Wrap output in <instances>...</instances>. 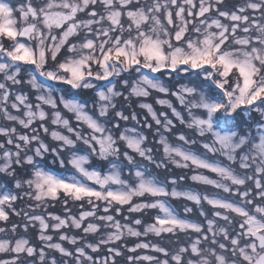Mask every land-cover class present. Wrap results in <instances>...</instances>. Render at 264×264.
Wrapping results in <instances>:
<instances>
[{
    "label": "snow or ice",
    "instance_id": "1",
    "mask_svg": "<svg viewBox=\"0 0 264 264\" xmlns=\"http://www.w3.org/2000/svg\"><path fill=\"white\" fill-rule=\"evenodd\" d=\"M223 3L224 0H151V3L148 0H47L36 7L32 0H27L14 8L6 0H0V74L3 76L0 113L23 129H31L29 135L18 133L15 127H0V136L7 138L0 143L3 150L0 173L14 177L13 165L28 166L29 178L16 179L15 188L22 189L26 185L29 191L24 192V196L38 202L36 208L48 199L57 200L60 191L74 201L86 200L91 206L78 216L66 208L64 217L49 213L47 219L44 215L25 212L24 231L38 222L43 246H32L24 237L14 242L0 239V253L13 254L11 259L0 260V264H117L116 257L122 255L117 247H107L108 254L103 257L93 256L88 250L99 253L102 247L123 241L125 236H175L177 232L196 235L174 252L155 243L138 242L128 251L150 249L165 258L130 255L128 264L140 261L148 264H264V0H247L231 12L221 9ZM97 5L101 10H97ZM249 11L252 15L247 14ZM16 12L21 27L16 26ZM80 13H86V18L78 19ZM190 25L196 34L194 37L186 35ZM54 30H58V34ZM238 31L243 35H237ZM75 37L79 39L73 41ZM19 38H26L28 42H21ZM4 40L11 42L10 47H5ZM229 40L237 47L226 48ZM22 72L28 76L26 81L21 77ZM185 79L187 83L182 82ZM170 81L176 84L170 86ZM50 82L65 85L69 91L91 90L93 109H88L87 102L64 94L55 97L56 89ZM22 83H27L37 93V103H30L26 94L17 93L11 108L21 112L22 106L23 114L13 115L8 111L12 96L10 85ZM122 89L127 90V95ZM152 92L161 94L163 98L158 97L155 103L170 110L171 117L181 125L200 138H210L211 142L201 145L206 152L225 157L229 164L210 162L189 149L169 143L164 133H171L176 126L169 112H157L153 104L140 100L148 98ZM169 96L175 97L189 119L166 98ZM132 97L140 101L139 108L146 111L156 126L162 160H157L153 149L147 147L146 134L135 127L120 131V121L140 123L136 112L126 114L117 107L121 99L126 103ZM45 106L52 110L50 114ZM60 106L72 114L76 126L62 113ZM194 109L198 112L194 113ZM253 113L259 115V120H254ZM49 118L56 126L51 131L46 126ZM37 121L39 127H32ZM109 124L111 129L117 130L116 134ZM81 126L88 131H81ZM143 126L153 128L147 119ZM60 128L68 134L56 130ZM41 130L57 142L55 147L41 138ZM176 138L189 145L197 142L184 133ZM5 144L12 145L15 151ZM79 144L89 151L79 154ZM65 151L70 153L67 163L82 179L76 175L58 176L43 166L46 155L52 154L63 167L65 161L61 154ZM91 157L105 161L108 170L86 167ZM165 161L179 168L193 167L215 173L219 179L199 173L190 179L236 195L241 203L206 194L201 196L191 190L178 191L176 187L169 190L168 185L175 186L176 179L166 178L161 182L147 167L166 168ZM232 164L242 171L234 170ZM125 168L129 179L123 178ZM231 186H236L235 191ZM145 196L152 199L133 202L134 198ZM18 198L21 197L0 185V221L9 220L6 209L21 215L13 207ZM169 198H183L196 206L204 201L212 206L213 216L225 224L218 226L216 220L206 219L205 230L201 223L186 218L193 208L185 206V218H182ZM97 202L103 204V215H97L100 208ZM64 203L67 205L68 201ZM124 206L128 213L157 210L154 222L145 224L143 231L131 224H122L111 213L114 210L120 215ZM247 206H252V210ZM228 213L241 218L235 235L228 227L233 223ZM199 215L206 216L202 208ZM49 220L54 223L49 224ZM85 221H88L86 226ZM142 223L141 219L132 221L137 226ZM70 227L82 230L84 235L78 238L60 231ZM101 227L111 231L101 233ZM49 228L60 232L59 241L76 247L69 250L62 243L53 242ZM16 229L17 225H13L11 231L15 233ZM5 231L0 227V233ZM97 234L100 235L96 242L85 241L80 245L88 235ZM45 249L58 253L61 259L50 256Z\"/></svg>",
    "mask_w": 264,
    "mask_h": 264
},
{
    "label": "rangeland",
    "instance_id": "2",
    "mask_svg": "<svg viewBox=\"0 0 264 264\" xmlns=\"http://www.w3.org/2000/svg\"><path fill=\"white\" fill-rule=\"evenodd\" d=\"M245 3H247V0H224V3L222 4V5H226V6H235V9H237L239 6H243ZM247 14H249V15H252V13H251V11H249V13H247ZM258 15V14H257ZM222 19V22H224V23H228V21H226V20H223V18H221ZM195 34V33H194ZM196 35V34H195ZM194 35V36H195ZM237 35H243V33H241V32H239L238 31V33H237ZM253 35H255V33H253ZM193 36V37H194ZM225 47L226 48H236L237 46L235 45V44H233L232 42H231V40H229L228 41V43L225 45ZM17 93H21V92H15L14 93V95H12L11 97H10V99H9V102H8V111L10 112V113H12L13 115H20V116H22V114H23V108H22V106H21V112H17L15 109H12L11 108V103L13 102V100H14V97H15V95L17 94ZM23 94H26L28 97H29V102L30 103H33V104H35V103H37V101H36V99H35V97H36V95H37V93H35V95H33V96H31V95H29L28 93H25V92H22ZM125 95H127V90L125 91ZM151 96H156L155 97V99L153 98V100L154 101H156V99L158 98V97H160V98H163V97H161V94H159V93H156V92H152V94L148 97V98H150ZM166 98H168V99H170V100H172V102H173V104H174V106L175 107H177V109L178 110H180V108H181V106L179 105V102L178 101H176V99H175V97H171V96H169V97H166ZM122 100V99H121ZM120 100V101H121ZM140 100H142L143 102H147V103H151V104H153L152 103V101H147L145 98H140ZM118 102V104H117V107L118 108H120V109H122V110H124L125 111V113L126 114H128V113H131V112H136L137 111V109H139V110H141V114L138 116V119L140 120V123H144V121H145V119H147V121L148 122H151L152 124H153V128L152 129H148V128H145V129H147L150 133H151V141L153 142V145L155 146V148H154V151H155V154H154V151H153V156L157 159V160H162L163 159V153H162V147L157 143V141L159 140V136L158 135H155V130H156V126H155V124H154V122H152L151 121V117L150 116H147V114H146V111L145 110H143V109H141V108H139V106H138V103L140 102V101H138V99L136 98V97H132L131 99H130V101H128V102ZM133 102H135V107H131L132 105H131V103H133ZM177 104V105H176ZM155 105L157 106V107H154V105H153V107L157 110V112H159V111H168L169 112V116H170V118H172L173 119V122H174V124L176 125L175 126V128L173 129V131L171 132V133H164V135H166L167 137H168V140H169V143H171V144H173L174 146H176V145H179V146H182V147H184L185 149H189V150H191L192 152H195L197 155H200L201 157H204V158H206V159H208L210 162H218V163H220V164H222V165H228L229 164V162L226 160V158L225 157H223V156H220L219 154H212V153H208V152H206V150L205 149H203V147L201 146L202 145V143H204V142H211L210 141V138L209 137H204V138H200V137H198V136H196L195 134H194V132L192 131V130H190V129H187L186 127H185V125H181L180 123H179V121H177L174 117H171V113H170V110H168V109H157L158 107L159 108H162L160 105H158V104H156L155 103ZM135 108V109H134ZM137 108V109H136ZM45 109H46V111H48L49 112V114L51 113V109H48L47 108V106H45ZM182 109V108H181ZM60 110L62 111V113L68 118V116H69V118H71L73 121H75L74 120V118L72 117V114L71 113H67L65 110H63V108H62V106H60ZM128 110V111H127ZM138 110V111H139ZM182 112H185V114L184 113H182L184 116H185V119L187 120V119H189V117H188V114H187V111L186 110H181ZM193 112L194 113H197L198 112V110H193ZM137 113V112H136ZM1 117H2V119L4 120V124L3 125H1V123H0V127H9V128H11V127H15L16 129H17V132L18 133H22L23 131L22 130H27V129H23L18 123H16V122H12V121H8V120H6V119H4V117H3V114L1 113ZM111 118V117H110ZM257 118V120H259V115H258V117H256ZM0 121H1V118H0ZM76 122V121H75ZM133 122H135V121H133ZM39 121H37L36 123H34L33 124V126L32 127H34V128H38L39 127ZM137 123V122H136ZM46 126L49 128V130L51 131V130H53V129H55L56 128V126H54V125H52L51 123H50V118H49V120L46 122ZM125 127H128V128H132L131 126H129L128 124H127V122H123V121H120V131H122ZM110 129H111V127H110ZM56 130H59V131H62V132H64L65 134H68L67 132H66V130H64V129H62V128H60V129H56ZM112 131H113V133L114 134H116L117 133V130L116 129H111ZM81 131H83V132H87L88 130L86 129V127L85 126H81ZM162 131V130H161ZM29 132L31 133V129H29ZM180 133H184L186 136H188L190 139H195L197 142H196V144H194V145H189V144H184L182 141H179V140H177V136L180 134ZM40 135H41V138L46 142V143H48V144H52V146L53 145H56L57 144V142L56 141H53L52 140V138H51V136L50 135H46V134H44L43 133V131L41 130L40 131ZM253 135H254V132H253ZM6 138V137H5ZM7 139V138H6ZM13 139H15V137H13ZM18 142V141H17ZM81 145L82 144H79L78 145V148L80 149L81 148ZM83 147H84V153H86L87 151H89L84 145H82ZM122 147V151L124 150L123 149V146H121ZM150 148H151V146H149ZM14 151H15V149H14ZM67 152V151H66ZM28 154H31V152H29ZM158 157V158H157ZM61 158H63L64 159V161L66 162L64 165H66V164H68L67 163V161H68V159L70 158V153H68L67 154V156L64 154V153H62L61 154ZM95 159V160H99L98 158H96V157H91V159ZM91 159H90V162H91ZM137 159L139 160V157H137ZM57 161H58V163H59V160L57 159ZM99 161H101V160H99ZM103 162V164L104 163H106L105 161H102ZM3 163V161L2 160H0V164H2ZM141 163H144V164H147V162H143V161H141ZM165 163L167 164V167L166 168H160V169H157V168H155L153 165H147V167L149 168V170L151 171V173L153 174V175H155L161 182H163V180H162V178L163 177H165V178H167V179H176V181H177V183H176V185L175 186H173V185H169L168 187H169V190H171V188L172 187H176V189L178 190V191H187V190H191L192 192H194V193H198V194H200L201 196H203V195H208L209 197H213V198H222V199H226V200H229V201H231V202H234V203H241V201H240V198L238 197V196H236V195H232L231 193H226V192H224L222 189H218V188H215L214 186H211V185H205V184H203V183H199V182H194V181H192L191 179H190V177L193 175V174H197V173H199V174H203V175H205V176H208L209 178H212V179H219V177L215 174V173H212V172H210V171H208V170H206V169H195V168H193V167H190V168H187V169H185V168H179V167H176L175 165H173V164H171V163H168L167 161H165ZM90 164V163H89ZM89 164L88 165H86V167H88L89 166ZM71 168H72V166L70 165V164H68ZM27 167L28 166H24L23 168H22V170H23V172L24 171H26L27 170ZM231 167L234 169V170H236L237 172H241L242 170H240L239 168H238V165H236V164H232L231 165ZM167 168H170V170L169 169H167ZM73 169V168H72ZM172 169L173 170H175V171H180L181 173H180V175H181V177H183V179H181V177L179 178V179H177V178H174L173 177V175H174V173H173V171H172ZM74 170V169H73ZM108 170V165L106 166V169H105V171H107ZM161 174V175H160ZM77 175L79 176V174L77 173ZM29 176H30V174H28V176H26L25 177V179L26 178H29ZM64 177H69V176H64ZM78 179H82V177H77ZM123 178L124 179H129V172H128V169L126 168L124 171H123ZM22 181V180H21ZM131 182V181H130ZM224 183H228V184H230V182L229 181H223ZM87 183H89V184H91V182L90 181H88ZM195 185H196V188H197V191L195 192V191H193L192 189H190L189 188V186H192V187H195ZM93 187H98V186H96V185H92ZM249 186H251V182H249ZM25 187L27 188V186L25 185ZM113 187H116V186H113ZM232 188H233V191H235V188H236V186H231ZM13 189L14 190H16L17 188H15V181H14V184H13ZM14 194V193H13ZM60 196H63L64 197V201L65 200H67V201H69V200H72L71 198H69V197H66L64 194H63V192L62 191H60L59 193H58V197H60ZM135 199V198H134ZM174 200V202L176 203V204H178V207L177 208H175L176 209V211H177V213H178V215H180L182 218H185V214L183 213V208L185 207V206H187V207H191V208H193V212L191 213V214H188L187 215V219H189V220H191V221H193V222H198V223H201L203 226H204V228H205V230L207 229V224H206V219H214V220H216V221H223V220H220V219H218V218H216V217H214L213 216V208H212V206L211 205H208L206 202H204V201H202V203H201V205L200 206H196V205H194L192 202H190V201H187V200H185V199H183V198H179V199H173ZM48 202H50V201H53V200H51V199H48L47 200ZM47 201L44 203V204H46L47 203ZM86 201V200H85ZM38 202H36L35 200H32V199H29V203L27 202V205L25 206L27 209H28V211L29 212H27V213H29V215H35L34 213H31V211L33 210V209H35L36 207V204H37ZM87 203V202H86ZM97 203H99L100 204V208H99V210H98V213H97V215H103L104 213H103V204L101 203V202H97ZM44 204H41V205H44ZM63 204L65 205V203L63 202ZM88 204V203H87ZM248 207V206H247ZM178 208H180V211L181 212H179V210H178ZM200 208H202L203 210H204V212L206 213V216H200L199 215V211H200ZM220 211H223V210H220ZM9 213H11V210H9ZM25 213V212H24ZM23 213V214H24ZM14 213L12 212V215H13ZM21 215V216H23V220H24V222L22 223V225L21 226H19V224H17V223H13L12 225H10V226H8V222L6 221H0V227H3V228H5L6 229V231L5 232H3V233H0V239H9V240H11V241H15V239H18V238H21V237H24V238H27V237H25L24 236V233H25V231H24V225H25V223H27V220L25 219V217H24V215ZM130 214H135V213H129V214H126L124 217H130ZM140 214H142V215H145V216H147L148 217V215L150 214L151 215V221H146V224H148V223H152V222H154V216L157 214V210H145L144 212H142V213H140ZM231 217H233V220H237V225H236V228H237V230L236 231H239V227H238V225H239V222H240V217H238V216H236L234 213H228ZM15 215V214H14ZM48 216V215H47ZM15 217H20V215L19 216H17V215H15ZM46 219H47V217H45ZM48 223L49 224H52V223H54L53 221H48ZM95 223H98V224H103V222H101V221H95ZM13 225H17V229H16V232L15 233H13L12 231H11V228H12V226ZM86 226V225H85ZM144 226V225H143ZM143 226H142V231H143ZM29 227H31V228H33V230L34 231H36V239L38 240V241H40L39 240V225H38V222H36V226L35 227H33V226H29ZM21 228V231H19V229ZM230 228V227H229ZM231 229V228H230ZM61 232H64V233H66V234H68V235H74V234H72V233H74V232H76V236L79 238L80 236H83L84 234H83V232H82V230H80L81 232H80V234H78L77 232V229H74V228H67V229H61L60 230ZM108 231V229H105L104 227H101V230H100V232L101 233H104V232H107ZM236 231H232L233 232V235H235L236 234ZM27 232V231H26ZM48 234H50V235H53V242H62V241H59V235H60V232H53L52 231V229L51 228H49V230H48ZM183 234V235H182ZM192 234H194V233H191L190 235L189 234H185V233H181V232H177V234L175 235V236H173V235H171V234H162L160 237H156L154 234H149L148 236H153V237H155V239H160L161 241H162V239L165 237V236H171V238L173 239V243L172 244H174V245H179V246H184V240L183 239H186L187 237H186V235H188V238L190 237V236H192L193 238L192 239H194L195 238V236H193ZM210 235V234H209ZM57 237V239H55L54 240V237ZM148 236H141V237H139V239L137 238V237H135L136 238V240H139L140 242H143L142 241V239H144V238H146V237H148ZM125 237H128V236H125ZM142 238V239H141ZM95 239H96V237H95ZM84 241H87V242H89L87 239H86V237L83 239ZM41 242V241H40ZM64 242H66V241H64ZM66 244H68L67 242H66ZM43 246V244H42V242H41V247ZM69 246H73V245H71V244H69ZM111 245H109V246H107V247H110ZM65 247V246H64ZM65 248H67V247H65ZM141 250H144V252H146V254H141V255H150V253H147V252H150L149 250L150 249H141ZM45 251L46 252H52V251H50V250H48V249H45ZM53 253H55V252H53ZM6 254H11V253H0V256H4V255H6ZM55 254H57V255H59L58 253H55ZM90 254V253H89ZM21 255H23V254H21ZM105 256V255H104ZM8 259H11V257H6V258H4V257H0V260H8ZM67 259H70V258H67ZM134 264H148V262L147 261H140V262H134Z\"/></svg>",
    "mask_w": 264,
    "mask_h": 264
},
{
    "label": "trees",
    "instance_id": "3",
    "mask_svg": "<svg viewBox=\"0 0 264 264\" xmlns=\"http://www.w3.org/2000/svg\"><path fill=\"white\" fill-rule=\"evenodd\" d=\"M6 2H9L14 8H18L20 6L21 3H26L27 0H6ZM47 0H32V4L33 6H36V7H39V6H42L44 3H46ZM148 3H151V0H148ZM97 10H101V6L100 5H97ZM221 9L222 10H226V11H235V6H226V5H220ZM249 13V12H248ZM213 16H215L216 14L213 12L212 13ZM14 16L15 18L17 19L18 23H17V27H21L22 25L19 23V13L16 12L14 13ZM86 18V13H80L78 15V19H84ZM57 32L58 34V30H54ZM188 37H193L195 34L191 31V25L189 26V32L186 34ZM21 40V42H28L26 40V38H19ZM73 41L75 40H78L79 37H75V38H72ZM34 43V42H33ZM4 45L5 47H10L11 45V42L10 41H7V40H4ZM64 54V51L62 50V53L61 55L63 56ZM21 77L23 78V80H27L28 79V76L26 73L22 72L21 73ZM42 79V78H41ZM162 79H166V78H162ZM0 81H3V76L2 74H0ZM183 83H187V79H185L184 81H182ZM52 83V82H50ZM170 86L171 85H175L176 82L175 81H170L169 82ZM178 86V85H177ZM52 87L56 89V91L54 92V95L55 97H59L61 94H64L66 96H68L69 98H75L77 100H80L82 102H87V106H88V109L89 110H92L93 109V104H92V100L94 99V94L91 90H67L66 86L65 85H62V84H56V83H52ZM118 87L119 84H118ZM10 88H11V92H12V95H14L15 92H25V93H28L29 95L33 96L35 95V91L31 89V87L27 84V83H22L21 85H15V86H11L10 85ZM124 92L126 91V89H122ZM156 96H151L150 98H146V100L148 101H152L154 107H157L155 105V101L153 100V98L155 99ZM120 102H124L123 100H121ZM131 107H135V102L131 103ZM177 105V104H176ZM119 107V106H118ZM135 109V108H134ZM137 109V108H136ZM157 109H162V108H157ZM137 109V115L139 116L141 114V110ZM180 110H182L180 108ZM128 111V110H127ZM185 114V112H182ZM253 118L254 120H257L256 117H258V114L256 113H253ZM0 118H1V125H3L5 122L4 120L2 119L1 117V113H0ZM69 118V116H68ZM71 119V118H69ZM72 121V124L73 126H76V122ZM127 124L131 127H135L138 131H141L143 132L144 134H146L148 136V140L146 141V145L147 147L151 146V148L153 149L154 151V148L155 146L153 145V142L151 141V133L145 129V127L143 126L142 123H136V122H133V121H128ZM108 127L110 128L111 125L109 124ZM23 132L22 133H28L29 135L31 134L29 132V129L27 130H22ZM253 132H254V135H255V130L253 128ZM6 141V138L3 137V136H0V143H4ZM50 146H52V144L50 143L49 144ZM56 145H53L52 147H55ZM5 147L6 148H9L11 150L14 151V147L12 145H7L5 144ZM79 154H85L84 153V147L81 145V148L79 149ZM3 150H0V153H2ZM69 152H64V154L67 156ZM154 154H155V151H154ZM158 158V157H157ZM66 163V162H65ZM43 166L46 168V170L48 171H51L53 172L54 174L58 175V176H72V175H76L77 177H79L77 175V173L75 172V170H73L68 164L64 165L63 167L60 166V164L58 163L57 159H54L53 158V155L52 154H47L46 155V158L45 160L42 162ZM106 166H107V163H104L102 161H99V160H95V159H91V162L89 164V168H95V169H98V170H101V171H105L106 169ZM13 168L15 169V176L14 177H9L7 176L6 174L4 173H0V185L6 187L8 190H10L12 193L14 194H17L19 197L21 198H18L14 204H13V207L21 212V215L24 213V212H29L28 209L25 207L27 205V202L29 203V198L27 196H24V192L26 191H29L28 188H26L25 186L22 188V189H16L14 190L13 189V184H14V181L16 179H20V180H24L26 176H28V174H30V172L28 171V167H27V170L23 172L22 170V167H19V166H16V165H13ZM126 169V168H125ZM124 169V170H125ZM170 170V168H167ZM173 177L174 178H177L179 179L181 177L180 175V171H175L173 170ZM161 175V174H160ZM166 178L163 177L162 180L164 181ZM190 189H192L193 191H197V188L196 186L195 187H192V186H189ZM64 197L63 196H60L58 197L57 200H53V201H50L44 205H40L39 208H35V211H31V213H34V214H39V215H44L45 217H47V215L49 213L51 214H55V215H60L61 217H64L66 215V211L65 209L68 208L71 210V214L72 215H76L78 216L80 211L82 210H90L91 209V206L89 204L86 203V201H74V200H69L67 205H64L63 202H64ZM152 198L151 197H148V196H145V197H141V198H135L134 199V203L135 202H141V201H145V200H151ZM169 203L173 206V208H177L178 207V204H176L174 202L173 199L169 198ZM256 203H259V201H256ZM81 205H83V207H81ZM127 206H124V209L122 210V213L120 215H116L114 210L111 214H113L115 216L116 219L120 220V222L122 224H131L134 228H138L140 231H142V226L146 224V221H151L152 217L151 215L149 214L148 217L145 216V215H142L140 213H135V214H130V217L128 219H125V215L126 214H129L127 212ZM248 209L249 210H252V206H248ZM7 211H9V209H6ZM179 212L180 211V208H178ZM98 213V212H97ZM20 217H15V215L13 214L12 215V211L11 213H9V220L7 221L8 222V226L12 225L13 223H17L19 224V226L22 225V223L24 222L23 220V216ZM91 219V218H90ZM134 219H141L142 220V225L140 226H137V225H134L132 224V221ZM88 221H85V225L87 224ZM95 222V221H94ZM217 222V225H224L225 222L224 221H216ZM237 223V220L235 219L234 220V227L231 228L232 226L231 225H228V227H230L229 229L230 230H234L236 231L237 228H236V224ZM19 231H21V228L19 229ZM78 234H80V230H77ZM108 231H111V229H108ZM72 234H76V232L72 233ZM233 234V232H232ZM99 235L100 234H97L95 236L93 235H88L86 237V239L89 241V242H96V240L99 238ZM183 235V234H182ZM193 236H195L196 234H192ZM24 236L27 237V239L29 240L30 242V245L32 246H36L37 248L41 247V242L38 241L36 239V231L33 230V228L31 227H28V230L27 232L24 233ZM76 236V235H75ZM81 237V236H80ZM96 237V239H95ZM186 239H183L184 240V246H186L190 239H192L193 237L190 236L188 238V235H186ZM57 239V237L55 236L54 237V240ZM139 239V238H138ZM142 239V238H141ZM143 242L145 243H155V244H158L159 246H162V247H165L167 248L170 252H174L178 247L179 245H174L172 244L173 243V239L171 238V236H165L162 241L160 239H155V237L153 236H148L144 239H142ZM140 242L139 240H136L135 237H125V239L123 241H120V242H117L116 244L114 245H111L110 247H117L121 250L122 252V255L119 256V257H116V261H117V264H128V261H127V257L132 255V256H135V255H141V254H146V252H144V250H141V249H138L137 252L135 253H132V252H129L128 249L133 247L136 243ZM63 244V246L67 247V249L69 250H73L76 246H69V244H66V242L62 241L61 242ZM83 243H85L84 240H81L80 241V245H83ZM225 243H227V241H225ZM89 253L93 256H96V257H103L104 255H107V246H104L101 248V251L99 253H91L90 250H88ZM150 252H147V253H150V255H154V256H157L158 258L160 259H164L165 257L161 254V253H156V252H153L151 250H149ZM49 255H56L57 256V259H61V257L53 252H49ZM13 254H6L4 256H0V257H11ZM21 258L23 259V255H21Z\"/></svg>",
    "mask_w": 264,
    "mask_h": 264
},
{
    "label": "bare ground",
    "instance_id": "4",
    "mask_svg": "<svg viewBox=\"0 0 264 264\" xmlns=\"http://www.w3.org/2000/svg\"><path fill=\"white\" fill-rule=\"evenodd\" d=\"M36 237V236H35Z\"/></svg>",
    "mask_w": 264,
    "mask_h": 264
}]
</instances>
